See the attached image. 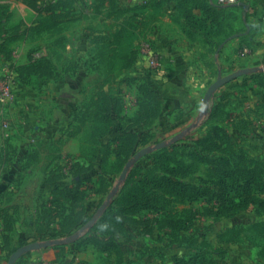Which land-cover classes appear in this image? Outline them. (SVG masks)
Listing matches in <instances>:
<instances>
[{
  "label": "rangeland",
  "instance_id": "obj_1",
  "mask_svg": "<svg viewBox=\"0 0 264 264\" xmlns=\"http://www.w3.org/2000/svg\"><path fill=\"white\" fill-rule=\"evenodd\" d=\"M182 2L0 0V264L33 244L41 246L14 264H173L193 255L264 264V41L253 22L240 26L251 39L203 90L174 91L165 45L152 36L168 19L180 26ZM202 2L215 11L203 12L215 23L199 46L208 60L220 50L212 38L238 30L243 10H233L264 4ZM186 75L178 80L193 88ZM174 162L181 166L170 179L209 193L166 196L118 232H100L133 182L164 175ZM222 191L248 202L207 214L227 198ZM165 218L189 227L169 229Z\"/></svg>",
  "mask_w": 264,
  "mask_h": 264
},
{
  "label": "trees",
  "instance_id": "obj_2",
  "mask_svg": "<svg viewBox=\"0 0 264 264\" xmlns=\"http://www.w3.org/2000/svg\"><path fill=\"white\" fill-rule=\"evenodd\" d=\"M178 6L179 14L187 20L192 27H194L197 31H199L202 35L205 36H213L210 33V25H214L213 18L210 19L204 17L203 12H215L213 8H206L204 6L203 0H182ZM223 7H229L233 4L221 5ZM204 7V9H203ZM194 9H197L201 16L194 13ZM213 9V10H212ZM201 17V18H200ZM215 22V21H214ZM206 23V24H204ZM209 24V26H206ZM205 28L209 32H205L203 30ZM110 105L106 108L108 109ZM170 161V160H169ZM181 166L179 162H174L170 167L166 166L163 170L164 175H154L153 177H144L140 180L133 182V184L127 189L125 196L126 201L122 204H118L119 206L114 210L107 212L103 218L100 220V225L102 226L100 232L104 233H112L118 232L121 229V226L126 222L131 220V217L140 212L141 210H153L158 209V203L166 196H174L179 197L180 193L187 194L191 201H198L201 197L208 194L207 190H201L195 186H191L189 184L182 183L178 180H172L169 178V175H176L178 172L173 170L176 167ZM168 170V171H167ZM202 195V196H201ZM222 195H227L226 199H215L212 204H209L210 208L207 206L204 210L209 215H214L216 217L229 215L234 210L239 209L245 206V202L247 201L246 195L238 196L243 197L238 200V202H233L236 200L235 197L229 198L230 196L222 191ZM250 199L253 197L249 196ZM248 202V201H247ZM154 220L159 221L157 217ZM165 225L169 229H184L189 227V224H186V221L182 218H165L163 220ZM180 222V223H178ZM180 224V225H178ZM185 230V229H184ZM100 241V240H98ZM173 264H211L200 255H193L188 257H176L173 258Z\"/></svg>",
  "mask_w": 264,
  "mask_h": 264
},
{
  "label": "crops",
  "instance_id": "obj_3",
  "mask_svg": "<svg viewBox=\"0 0 264 264\" xmlns=\"http://www.w3.org/2000/svg\"><path fill=\"white\" fill-rule=\"evenodd\" d=\"M212 1L213 0H211V2ZM238 9L243 10V14L241 15V17L233 22L234 27L238 30H233L228 34H226L225 32V37L222 38H212V40H215L219 44L220 50L215 51L214 58H210V60L206 59L203 56V51H207L205 47L202 48L203 46H206L202 39L204 35H202L194 27H192L190 23L183 17H179L181 19L179 22L180 26H178V28L177 26L171 24L173 20L168 19L167 21L169 22V27H167L166 30H164V25L163 27L158 26L154 30L152 39L156 40L157 43L161 42L165 45V47L162 48V53L166 56L165 58L170 61V63L168 64L169 68L166 69L165 73L169 75V77L175 75L174 78L171 79L172 86L175 87L172 88V90L178 91L179 93L188 90L189 93L195 94H198L201 90H203L205 81L212 74L216 73L218 68L224 69L226 67L221 63H225V60L227 59V57H230L232 55L234 49L237 48L245 40L251 39V36L247 33V31L250 30L248 29L250 28V22H253L254 24H252L254 26H258L259 38L261 41H264V4L259 6L256 12L252 11L251 9H247V6L241 8L237 7V9L233 11L235 13H240ZM245 9L247 10L245 11ZM247 11L250 13H248ZM177 12L175 5L173 4L171 7V13L178 14ZM194 13L197 14L198 10L194 9ZM235 18L236 15H232V19ZM246 24L248 26L247 30L243 29V27H240ZM206 61H209L210 65L212 66H208ZM213 65L215 68H213ZM182 70L186 72V76L193 78V88L190 84L185 83L183 79L178 80L177 76L179 73H181ZM171 83L169 82V84ZM43 258L44 260L48 259L45 255L43 256ZM79 259L82 258L76 257V261H74V264H77ZM41 264L44 263L41 262Z\"/></svg>",
  "mask_w": 264,
  "mask_h": 264
},
{
  "label": "water",
  "instance_id": "obj_4",
  "mask_svg": "<svg viewBox=\"0 0 264 264\" xmlns=\"http://www.w3.org/2000/svg\"><path fill=\"white\" fill-rule=\"evenodd\" d=\"M218 83H219V81H217L216 83H214L212 87H215ZM210 91H211V90H209V92H210ZM209 92H208V93H209ZM39 246H41V245H39V244H33V245L25 246L24 248H22L21 251L16 252V254L12 257V259H11L7 264H14V259H15L18 255H20V254L22 253V251L24 252V251L29 250V249H31V248H38ZM42 246H44V244H42Z\"/></svg>",
  "mask_w": 264,
  "mask_h": 264
},
{
  "label": "built area",
  "instance_id": "obj_5",
  "mask_svg": "<svg viewBox=\"0 0 264 264\" xmlns=\"http://www.w3.org/2000/svg\"><path fill=\"white\" fill-rule=\"evenodd\" d=\"M218 4H221V5H226V4H233L234 2H236L237 0H216ZM243 54L244 52H246L245 49H243Z\"/></svg>",
  "mask_w": 264,
  "mask_h": 264
}]
</instances>
